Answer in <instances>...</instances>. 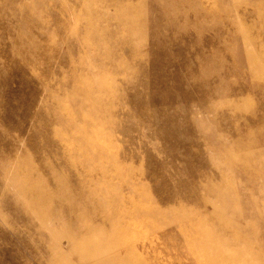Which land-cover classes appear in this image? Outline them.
Returning a JSON list of instances; mask_svg holds the SVG:
<instances>
[{
  "label": "rangeland",
  "instance_id": "1",
  "mask_svg": "<svg viewBox=\"0 0 264 264\" xmlns=\"http://www.w3.org/2000/svg\"><path fill=\"white\" fill-rule=\"evenodd\" d=\"M0 264H264V0H0Z\"/></svg>",
  "mask_w": 264,
  "mask_h": 264
}]
</instances>
